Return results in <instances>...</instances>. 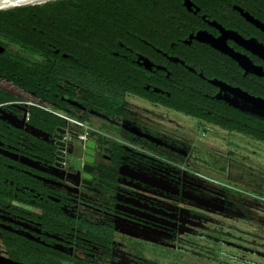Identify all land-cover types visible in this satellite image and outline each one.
Masks as SVG:
<instances>
[{"label": "flooded vegetation", "instance_id": "1", "mask_svg": "<svg viewBox=\"0 0 264 264\" xmlns=\"http://www.w3.org/2000/svg\"><path fill=\"white\" fill-rule=\"evenodd\" d=\"M180 1L105 40L0 23V264H179L211 214L254 220L225 181L262 193L232 127L264 123V7Z\"/></svg>", "mask_w": 264, "mask_h": 264}, {"label": "trees", "instance_id": "2", "mask_svg": "<svg viewBox=\"0 0 264 264\" xmlns=\"http://www.w3.org/2000/svg\"><path fill=\"white\" fill-rule=\"evenodd\" d=\"M192 1L197 7L205 9L210 0ZM259 1L249 0L264 7V3ZM179 9H182L180 0H58L0 12V23L13 24L21 18L24 23L35 25H83L85 40L94 39L95 34H100L105 40L119 30L133 29L136 25H154L158 19ZM232 129L264 142L263 122L255 128Z\"/></svg>", "mask_w": 264, "mask_h": 264}, {"label": "rangeland", "instance_id": "3", "mask_svg": "<svg viewBox=\"0 0 264 264\" xmlns=\"http://www.w3.org/2000/svg\"><path fill=\"white\" fill-rule=\"evenodd\" d=\"M218 141L219 139L215 137L207 140L214 147L215 145L219 147ZM250 147L255 149L256 154L252 155L244 150L238 153V159L242 163L243 172L246 174L245 178L249 177L247 181L257 182L262 193L230 181H225V186L233 189L234 193L247 197L245 201L251 205L249 209L250 213L255 216L254 220L245 221L235 218L222 220L223 218L219 214H211L213 222H207L204 225L213 232V239L201 240L197 238L195 250L192 248L194 253L187 252L188 254L182 255L177 252L180 256L182 255L181 257L178 254L175 256L179 264H264V148H258L253 142L250 143ZM218 151L222 150L215 148V152ZM244 158L246 161L242 160ZM235 197L237 198V196ZM225 241L229 244H226ZM236 246H240L243 250L235 249ZM162 254L166 257L170 255L166 251H163Z\"/></svg>", "mask_w": 264, "mask_h": 264}, {"label": "water", "instance_id": "4", "mask_svg": "<svg viewBox=\"0 0 264 264\" xmlns=\"http://www.w3.org/2000/svg\"><path fill=\"white\" fill-rule=\"evenodd\" d=\"M55 1L58 0H0V12L36 6ZM185 6L188 7L187 4H185Z\"/></svg>", "mask_w": 264, "mask_h": 264}, {"label": "bare ground", "instance_id": "5", "mask_svg": "<svg viewBox=\"0 0 264 264\" xmlns=\"http://www.w3.org/2000/svg\"><path fill=\"white\" fill-rule=\"evenodd\" d=\"M208 36V35H207ZM202 38V37H201ZM212 40V39H211ZM202 41V40H201ZM224 41V40H223ZM216 45V44H215ZM220 45V44H219ZM221 46V45H220ZM226 51V50H225ZM245 62V61H244ZM246 65V64H245ZM229 91V90H228ZM233 91V90H232ZM230 93V92H229ZM239 94V93H238ZM241 95V93L239 94ZM242 100V99H241ZM255 104V103H254Z\"/></svg>", "mask_w": 264, "mask_h": 264}]
</instances>
